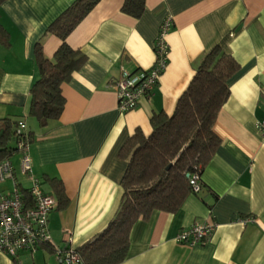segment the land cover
Segmentation results:
<instances>
[{
    "label": "crops",
    "instance_id": "crops-1",
    "mask_svg": "<svg viewBox=\"0 0 264 264\" xmlns=\"http://www.w3.org/2000/svg\"><path fill=\"white\" fill-rule=\"evenodd\" d=\"M73 1L0 4V25L8 34V46L0 41V119L24 121L34 175L56 200L51 181L59 180L67 198L49 214L50 247L15 258L0 252V264H63L59 252L68 237L77 248L109 224L121 202L127 166L119 150L135 129L150 134L153 113L173 114L202 55L215 46L239 69L212 126L219 145L201 172V190L174 212L155 210L138 219L120 264H264V138L256 127L264 118V0H145L138 18L121 12L124 0H100L66 38L85 62L61 85L60 117L40 127L29 114L30 88L39 76L34 48L40 43L46 57L53 55L60 40L47 27ZM166 18L172 20L165 37L167 66L151 95L121 113L111 81L122 69L152 66ZM10 160L27 187L19 155ZM10 190L9 180L0 182V194ZM248 217L253 220L243 223ZM210 220L217 226L208 240L195 245L176 240L183 228Z\"/></svg>",
    "mask_w": 264,
    "mask_h": 264
},
{
    "label": "trees",
    "instance_id": "trees-1",
    "mask_svg": "<svg viewBox=\"0 0 264 264\" xmlns=\"http://www.w3.org/2000/svg\"><path fill=\"white\" fill-rule=\"evenodd\" d=\"M99 1L74 0L47 27L46 31L60 40L50 58L44 55L40 43L35 45L39 76L30 88L29 114L40 127L60 117L65 104L61 85L85 62V55L71 48L66 38ZM144 8L145 0H124L121 12L138 18ZM0 41L8 46V34L1 25ZM238 69L231 55L219 46L213 47L202 55L173 114L153 113L148 136L135 129L128 137L119 150L127 160L119 208L100 233L75 248L79 264H120L127 255L130 230L138 219L148 218L155 210L174 212L183 204L191 193V175L201 174L219 145L212 126L229 96L228 82ZM17 124L0 119V161L15 152ZM51 182L58 206L64 207L67 198L62 183L56 179Z\"/></svg>",
    "mask_w": 264,
    "mask_h": 264
},
{
    "label": "built area",
    "instance_id": "built-area-1",
    "mask_svg": "<svg viewBox=\"0 0 264 264\" xmlns=\"http://www.w3.org/2000/svg\"><path fill=\"white\" fill-rule=\"evenodd\" d=\"M171 26V18L161 23L153 48L154 61L149 69L132 72L122 69L120 76L111 81L116 92L117 109L121 113L134 109L156 87L168 62L169 45L165 37ZM256 127L264 138V118L256 122ZM15 136L13 154L19 155L20 174L28 181V186L22 187L10 157L0 161V182H11V190L0 194V252L12 258L22 251L35 252L41 247L51 246L48 218L58 204L55 196L43 189L40 179L32 171L31 141L23 120L18 121ZM200 175H191V193L197 194L201 190ZM249 220L253 218H245L242 222ZM216 226L212 220L202 224L193 223L180 230L176 240L187 245L202 243L210 238ZM66 242V249L59 252V260L63 264H79L80 256L70 245L71 238L68 237Z\"/></svg>",
    "mask_w": 264,
    "mask_h": 264
},
{
    "label": "rangeland",
    "instance_id": "rangeland-1",
    "mask_svg": "<svg viewBox=\"0 0 264 264\" xmlns=\"http://www.w3.org/2000/svg\"><path fill=\"white\" fill-rule=\"evenodd\" d=\"M37 259H38V257H37ZM36 260V259H35ZM53 260H54V258H53Z\"/></svg>",
    "mask_w": 264,
    "mask_h": 264
}]
</instances>
